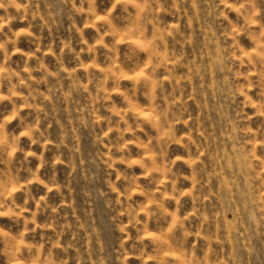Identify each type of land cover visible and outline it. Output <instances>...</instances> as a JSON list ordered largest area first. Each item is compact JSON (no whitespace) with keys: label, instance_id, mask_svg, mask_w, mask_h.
<instances>
[{"label":"clouds","instance_id":"clouds-1","mask_svg":"<svg viewBox=\"0 0 264 264\" xmlns=\"http://www.w3.org/2000/svg\"><path fill=\"white\" fill-rule=\"evenodd\" d=\"M0 106V264H264V0H0Z\"/></svg>","mask_w":264,"mask_h":264},{"label":"rangeland","instance_id":"rangeland-1","mask_svg":"<svg viewBox=\"0 0 264 264\" xmlns=\"http://www.w3.org/2000/svg\"><path fill=\"white\" fill-rule=\"evenodd\" d=\"M45 35L47 36V33H45ZM64 35H65V37L67 36L66 33H64ZM88 35H89V37L91 38V36H92L93 34H92V33H89ZM45 42L47 43V40H46ZM21 46L24 47L25 50H28L29 48L34 47L33 45L29 44L27 41L22 42V45H21ZM16 59L20 60L21 62H22V60H23L22 57H17ZM49 59H50V61H51V58H49ZM3 107H4V106H0V108H3ZM61 172L63 173V169H61ZM188 206L190 207V202H189ZM96 213L99 214V215H101V218H102L101 205H99V204L96 205Z\"/></svg>","mask_w":264,"mask_h":264}]
</instances>
